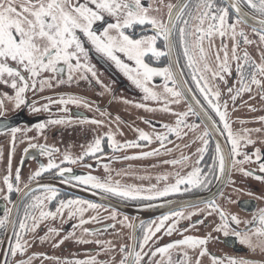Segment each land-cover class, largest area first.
<instances>
[{
    "label": "flooded vegetation",
    "instance_id": "obj_1",
    "mask_svg": "<svg viewBox=\"0 0 264 264\" xmlns=\"http://www.w3.org/2000/svg\"><path fill=\"white\" fill-rule=\"evenodd\" d=\"M217 2L219 3L220 0ZM143 3L145 6L151 5L152 9L159 8V12L151 11L150 14L166 20V5L175 4L177 0H143ZM189 3L194 6L196 0H191ZM221 6L228 7L223 0ZM242 7L244 11L256 16L257 19H264L251 9ZM230 19H235L231 9ZM109 22L115 23V19L106 15L103 21L94 25V28L99 33ZM193 23L190 22L189 24V33L193 30ZM237 31H243L252 43L245 44L243 38L237 36L236 39L239 43L236 55L240 57L247 52L250 60L254 61L255 64L264 62L261 59L264 56V43L260 41L259 33L244 24H240ZM141 33L153 34L150 29L145 31L142 26H134V28L126 30V34L134 36ZM112 34L115 35L116 33L113 32ZM80 36L88 51L87 63L93 68L94 77L91 72L80 70L72 72L73 78L69 80L67 66L58 65V68H64L63 73L59 71L55 73L42 72L36 78L35 87H32L33 81L31 79L28 81L29 88L23 94L25 104L16 107L14 101L3 100V115L0 116V181L2 182L0 183L2 187L0 218H3L5 208H11L12 212L9 218L11 223L5 227H0V259L3 258L2 264H20L21 261L24 264H32L34 261H31L34 259L37 261L35 264H43V262L75 264L77 261H94L95 264H120L121 259L128 255L129 248L134 252H141L139 244L143 240L145 230L150 226L161 223L165 216L171 223L168 227L173 225L172 223L177 219L173 215L174 213L184 217L183 221L174 223L175 227L170 235L166 234L165 229L164 231L160 230L162 235L152 246L153 251L157 246L162 247L185 237L205 239L207 243L195 247L178 246L164 254H149L144 256L147 261L143 259L142 264H169V259L171 264H177L178 259L183 260L184 264H196L197 260L199 264H213V257L222 261V264H229L230 259L264 264V252L260 251L259 248L255 251L250 250L246 245L239 243L238 238L233 234L234 231L244 233L247 229L254 244L264 240V237L252 235V232L260 227L258 214L261 209H264V179L256 178L257 176L264 177V173L259 172V163L264 161V75L258 74L256 77L261 81L260 86L251 84L253 69L244 64L243 61H239L242 64L241 71L246 78L245 84L251 90L240 92L237 95V89L241 85L240 76L237 75L238 61L232 59L233 40L228 36L221 38L218 35L214 36L211 41L205 39L203 41L204 59L201 60L200 53L195 47L194 37L188 35L189 51L196 62V75L203 77L200 80L201 85L207 84V95L211 97L210 103L209 100L205 99V93H202L197 87V82L192 79L193 69L188 66L184 57L183 48L179 43L178 28L174 30L172 36L174 54L187 93L192 95L196 103L216 125L225 141L230 157L231 145L227 141V132L223 131V122L220 121V117L212 105H218L221 111H226V121L232 133L241 138L239 147L241 155L237 159L243 160V154L248 153L252 162L233 164L230 157L231 169L227 186L211 202L177 211L139 225L136 241L131 244V228L134 219L126 216L120 210L142 209L163 202L201 197L210 193L219 179L210 176L211 183L207 188H190V190L185 191L182 185L181 191L154 200L122 198L102 192L100 189H93L88 185L79 184L75 180L64 183L62 179L66 180L69 176L91 175L101 183L112 186L118 184L121 188L130 186L140 189L139 196L143 197L151 194L147 190L153 186L162 190L168 184L175 182L177 173L185 175L197 166L196 161L200 159L197 150L204 147L201 137L208 141L203 159L199 164V167L205 172L208 170V166L214 163L216 147L208 131L193 111L184 118V125L195 124L197 125L195 129L189 130L188 127L181 126L178 137L163 127L167 124L175 128L177 117L174 113L189 112L190 108L183 94L180 97V103H171L172 98L164 91L165 80L163 77H153L148 87L155 93L160 90L157 96L159 98L163 96L165 102L160 104L145 99L146 94L133 84L113 61L97 52L87 38L83 37L82 33ZM164 43L162 38L157 40L158 50L166 51ZM222 43L227 45V66L229 68L227 73L221 71L216 59L218 54L220 60L223 61ZM145 60L152 67L170 69L167 56H162L156 60L149 54ZM125 62L134 67L131 61L125 60ZM73 63L75 62L73 61ZM221 75L223 76L222 80L219 79ZM42 80H46L48 83L41 84ZM168 87H175L180 90L178 84L173 85L172 81H168ZM230 88L232 89L231 92H229ZM217 92L219 93L218 99L215 97ZM3 93L14 96V91L10 87L0 84V94ZM233 96H236L234 101ZM69 97L80 98L81 103L78 105L58 103L61 98L67 100ZM142 99H144L143 102H140ZM104 100L107 102L103 103ZM127 100L140 104L151 101L156 104V110L167 107L168 111L160 110L158 114L150 113L146 114L147 116H142L139 113L128 114L125 111L121 113V110H119L120 113H117L109 108L111 101L125 103ZM32 108L40 110L33 112ZM52 120H64L65 122L54 124L50 123ZM91 120H98L102 123L100 125L89 123L88 121ZM41 123L45 127L38 130L36 125ZM11 128L19 130L13 134ZM139 131L148 134L150 142L139 140ZM206 131L208 135L204 137ZM109 132H111L115 144L122 145L131 141L136 142L137 146L120 148L119 150L109 148L107 140ZM157 134L167 137L163 146L156 139ZM95 138L102 139L101 148L103 151L101 153L96 156L85 157L83 161L77 159L76 163H62L65 154H69L73 159L78 158ZM245 139H250L254 143L246 144ZM30 145H36V147H30ZM40 146L54 150L50 152L52 161L61 167L70 168L71 173L61 178L57 174L58 170L53 169L30 182L29 177L39 169L40 165L46 167L49 162V153L41 154ZM257 149L260 150L261 161H257V158L251 155ZM150 152H158L159 154L143 155ZM10 156L11 177L14 179L16 170H20V183L18 185L20 189H23L25 184H30L31 187L36 183H44L41 188L31 189L29 197H23L16 207L14 204L19 193L15 190L11 193L7 192L3 184V177L9 175ZM183 157H188V159L182 160ZM166 161L180 162L172 164L166 163ZM105 166H107V170ZM240 169L252 174L244 175ZM215 175L220 176L218 162ZM163 176H167L168 179L166 181L158 180V177ZM45 185L55 188L57 197L51 203L45 204L44 211L55 212L61 200H79L97 205L96 208L92 209L88 208L87 204H83L86 205L87 210H97V213L85 218L86 223L81 224L82 217L80 212L76 211L79 205H72L70 208L64 209L62 214L55 216V218L48 217L40 221L34 230L32 229V221L29 220V230L21 231L19 220L24 215L25 205L30 203L32 194H46L43 187ZM15 187L17 186L14 185V189ZM5 195L9 196V200L4 199ZM212 202H214V208L211 206ZM69 211L74 213L71 217ZM221 212H223L228 223L227 236L224 235L223 231L216 230L225 222L221 221ZM32 214L38 216L39 210ZM233 215L238 218L239 224L231 222ZM113 217L115 218L113 219ZM254 217L257 219L255 223H252ZM74 225L76 227H73ZM85 229L88 231L85 232ZM17 231L21 232L20 243L24 248L22 253L17 252L16 255H12L10 250L17 242ZM150 242L151 240L142 250V255ZM107 245H109L110 251H115L112 256L97 253V247L103 249ZM121 246L125 249L123 253L120 251ZM201 250H206L207 254L201 256Z\"/></svg>",
    "mask_w": 264,
    "mask_h": 264
},
{
    "label": "snow or ice",
    "instance_id": "obj_2",
    "mask_svg": "<svg viewBox=\"0 0 264 264\" xmlns=\"http://www.w3.org/2000/svg\"><path fill=\"white\" fill-rule=\"evenodd\" d=\"M222 0L218 3L217 0H196L195 5H191L189 0H177V3H169L167 7V19H162L157 16L151 15V11L159 12L160 9H152L151 5L145 6L143 0H0V84H4L10 87L14 91V96H8L7 93L0 94V116L3 115V100H12L16 107H20L26 103L23 94L29 88L28 81H33L32 87H35L36 78L40 76L42 72H61L64 68L58 65H66L69 71V80H72V72L83 70L84 72H91L92 76H95V72L91 66L88 65V51L80 36L86 37L95 50L102 53L108 59L113 61L117 68H119L129 80L132 81L138 88H140L146 95L145 99L156 100L157 94L148 87L152 78L155 76H161L165 80L164 91L170 95L171 103H180V97L182 95L180 90L175 87H168V81H172L173 85L176 81L173 79L174 73L167 67L158 68L152 67L145 58L151 54V57L158 60L162 56H171L173 41L172 36L174 30L178 28L179 43L183 48L184 57L188 62V66L193 69L192 79L197 82V87L202 93H205V99L211 103V97L207 95V84H200L202 76L196 75L195 60L189 51V44L187 37L191 35L195 40V47L200 53V59H204L203 41L205 39L211 41L214 36L224 38L226 36L233 40L232 45V59L237 60V75L240 76L241 87L237 89V95L243 91H250V87L245 84V75L241 71L242 64L239 61H243L253 69L251 72L250 83L260 86L261 81L256 77L257 75H264V62L261 64H255L251 61L247 52L243 56L238 57L236 55L238 41L237 36L243 38L245 44H250L252 41L248 40L243 31H237L240 24L246 23L252 20L258 25L254 27V31H258L259 39L264 43V19L256 20V16L249 17L246 12L243 11V7L251 9L254 13L260 17H264V0H229V6H221ZM230 9L234 10L235 19H230ZM111 16L115 19V23H107L106 27L99 33L94 28V25L103 21L105 16ZM190 22L193 23V30L188 32ZM205 25H207L205 27ZM134 26H142L147 31L151 30L152 35L139 34L134 36L126 34V30L134 28ZM116 34L113 35L112 33ZM162 38L164 40V48L167 51H161L157 48V40ZM221 50L224 52L223 61L220 60L217 54L218 67L222 72H229L227 66L228 51L227 45L222 43ZM264 61V56L261 57ZM131 61L134 64L130 66L125 62ZM73 61L75 63H73ZM215 76V74H214ZM86 78V77H85ZM219 79H223V76H219ZM48 81L42 80L41 84H47ZM232 89H229L231 92ZM215 97L219 98V93H215ZM233 101L236 96L232 97ZM58 103L61 104H80L81 100L77 97H69L67 100L61 98ZM141 107V105H136ZM217 115L220 117V121L223 122V131L227 132V141L231 145L230 157L233 164H243L246 162H252L248 153H244V159H237L241 155L239 147L241 144V138L235 136L229 124L226 121V111H221L218 105H212ZM226 108V105H225ZM33 112L40 109L32 108ZM151 111L152 109H148ZM161 111H168L165 107ZM192 112L189 108V112L174 113L176 115V127L172 128L165 124L163 127L170 133H175L178 137L180 134L181 126H186L189 130L195 129L197 125H184V118ZM64 120H52L50 123L62 124ZM89 123L100 125L102 122L98 120L88 121ZM45 125L43 123L37 124L36 128L43 129ZM19 129L11 128V132L15 134ZM186 134V133H185ZM208 135L207 131L204 133V137ZM156 139L164 145L166 136L157 134ZM204 147L199 148L197 151L200 154V159L196 161V167L187 172L185 175L176 174L175 182L168 184L162 190L156 189L154 186L147 191L150 195L143 197L139 196L140 189L125 187L121 188L118 184L112 186L107 183H101L96 177L91 175L86 176H69L68 179H62L64 183H70L75 180L79 184L88 185L93 189H100L102 192L111 193L113 195L120 196L128 199H144L154 200L161 197L169 196L172 193L181 191V186H184V190L188 191L190 188H207L211 180L210 176H214L216 179H221V176L215 175L216 164L218 162L219 172L224 173L226 168V158L222 153L219 145L216 147V156L214 157L213 165L208 166V170L205 172L199 167L201 160L203 159V153L206 151L207 139L201 137ZM108 146L114 150H119L125 147H135L136 142H126L125 144H115L111 132L107 135ZM139 140L150 142V137L143 131H139ZM246 144L254 143L250 139H245ZM102 139L95 138L91 142L87 149L76 159H73L69 154H65L62 163H76L77 159L83 161L85 157L96 156L103 150L101 148ZM30 147H36V145H30ZM41 154L49 153V162L47 166L40 165L39 169L35 171L30 177L29 181L35 180L43 173L57 169V174L64 178L66 174L71 173L70 168L61 167L54 163L51 159L49 150L40 146ZM153 154H159L158 152L144 153V156H150ZM251 155L257 158V161H261L260 150L257 149ZM188 157H183L182 160H187ZM180 161H166V163L176 164ZM90 167V165H89ZM9 175L3 177V184L7 189V192L11 193L13 190L19 193L21 197H29L30 184H25L23 189L18 187L20 183V170H16L14 179L11 177V156L9 157ZM107 170V166H105ZM244 175H251L249 171L240 169ZM259 172L264 173V161L259 163ZM257 179H264L262 176H257ZM167 176L158 177V180H167ZM11 181V182H10ZM14 185L15 187L14 189ZM46 194L30 196V203L25 205V212L23 217L19 220V229L21 231H28V221H32V229L34 230L39 222L48 218L62 214L63 210L70 208L72 205L87 204L88 208H96L97 205L79 200H61L55 210L44 211L46 203H51L57 197L55 188L48 185L44 186ZM5 200H9V196H4ZM211 206L214 208V202ZM39 210V215L34 216L32 213ZM77 212L83 211V208H77ZM12 209L5 208L3 218H0V227H5L11 223L10 215ZM74 213L69 211L71 217ZM174 216L180 214L174 213ZM115 217H113L114 219ZM221 221H225L217 231H223L227 236L228 223L223 212L220 213ZM168 217L165 216L155 230L146 229L143 240L140 242L139 247L142 250L149 243L155 232L160 231L164 226V220ZM257 217L253 218L252 223H255ZM260 227L252 232V235L257 237H264V209H261L258 214ZM231 222L239 224L238 218L233 215ZM81 224L86 221H80ZM73 227H76L75 225ZM175 225H171L166 229V234H171ZM52 231V230H50ZM88 230L85 229V232ZM234 236L238 238L239 243L246 245L250 250L255 251L257 248L264 252V240L253 243L252 238L248 235L246 229L244 233L234 231ZM21 232H16V243L11 247V254L16 255L17 252H23L24 246L20 243ZM89 242V241H80ZM207 241L205 239H196L193 237H185L182 240H178L172 243H168L162 247L157 246L154 251H151V255L164 254L169 250L178 246H190L195 247L197 245H205ZM124 247L121 246L120 251L124 252ZM134 252L131 248L128 250V255L123 257L120 264H142L144 256L149 253ZM206 250H201L200 255H206ZM186 257V253L184 254ZM20 264H24L23 261ZM75 264H95L94 261H77ZM169 264L171 260L169 259ZM177 264H184L183 260L177 261ZM196 264H199L197 260ZM213 264H222V261L213 257ZM229 264H253L248 260H236L230 259Z\"/></svg>",
    "mask_w": 264,
    "mask_h": 264
},
{
    "label": "water",
    "instance_id": "obj_3",
    "mask_svg": "<svg viewBox=\"0 0 264 264\" xmlns=\"http://www.w3.org/2000/svg\"><path fill=\"white\" fill-rule=\"evenodd\" d=\"M190 1L191 0H189V2ZM223 1L226 3L227 6H229V0H223ZM232 11L234 12V10H232ZM244 12H246V11H244ZM248 16L251 17L252 15L248 14ZM256 20H259V19L256 18ZM243 24L250 27L251 29H253L254 27H258V25H256V23L252 20H249L248 22L243 23ZM165 50L167 51V49H165ZM167 57H168V61H169L170 70L174 73V80L176 81V84H178L179 89L182 91V94L184 96L185 101L187 102L189 107L192 109V111L195 113V115H196L197 119L200 121V123L208 131L209 135L211 136V138L215 144V147H217V145H219L221 150H222V153L225 155L226 168H225L224 173H220L221 179L218 180L215 188L210 193H208L204 196L163 202V203L151 205L148 207H144L142 209L120 210V212L124 213L126 216L134 219V223H133L132 228H131V244H133L136 241L137 228L139 227V225L144 224L146 222H149L153 219H157V218L163 217L165 215H169V214L177 212V211L186 210V209H190V208H194V207H198V206L208 204L209 202H211V200L213 198H215L218 195L219 192H222L225 189V187L227 186L228 180H229V176H230L231 162H230L228 149L226 147L224 139L222 138V136H221L220 132L218 131L216 125L206 115V113L201 109V107L196 103V101L194 100L192 95L190 96L187 93L184 79L182 78V76L178 70V66H177V62H176V58H175L173 48H172L171 56H167ZM43 184L44 183H36L30 187L29 191L31 189L41 188ZM22 199H23V197H21L19 195L17 200L15 201L14 207H16ZM160 233H161V231H160ZM160 233H158L159 237H154L153 239H151V242H150L148 248L144 251V253L151 254V251H153L152 246H154L156 244V242L158 241V238H160L162 235ZM4 246L5 245L3 244V247ZM144 261H147V259L144 258ZM2 263H3V258L0 259V264H2Z\"/></svg>",
    "mask_w": 264,
    "mask_h": 264
},
{
    "label": "rangeland",
    "instance_id": "obj_4",
    "mask_svg": "<svg viewBox=\"0 0 264 264\" xmlns=\"http://www.w3.org/2000/svg\"><path fill=\"white\" fill-rule=\"evenodd\" d=\"M159 93H160V90L159 91H156V94L157 95H159ZM162 96V95H161ZM158 97V96H157ZM143 100L144 99H142L140 102H143ZM149 100H151V101H155L156 103H162V102H165V99H163V96L161 97V98H157L156 100H153V99H151V98H149ZM151 101H149V102H147L146 104H140V103H134V102H131L130 100H127L125 103H122V102H113V101H111L110 102V105H109V108L111 109V110H113V111H115V112H117V113H120V111L119 110H121V113H124V111L126 112V113H128V114H132V113H139V114H142V116L144 115V116H147L146 114H150V113H152V114H158V112H160V110L161 109H163V108H159L158 110H156V108L157 107H155L156 106V104L155 103H153V102H151ZM105 102H107V100H104L103 101V103H105ZM154 106H153V105ZM136 105H141V107H137ZM163 105H165V104H163ZM165 108V107H164ZM148 109H152L151 111H149ZM151 114V115H152ZM151 115H149V116H151ZM154 118H157V117H154ZM0 183H2L1 181H0ZM1 190H2V187H1V184H0V193H1ZM85 206L86 205H79V207L78 208H83V210L85 209V211H81L80 212V215H81V217H82V220H84V221H86V219L85 218H88V217H91L92 216V214H96L97 213V210L96 211H94V210H92V209H90V210H87L86 208H85ZM177 217V219L175 220V222L174 223H176L177 221L178 222H180V221H183V218L184 217H180V216H176ZM168 222V223H167ZM167 222H164V226L160 229V230H162V231H164V229L166 230L167 228H168V225L169 224H171L170 223V221L169 220H167ZM174 223H172V224H174ZM160 223H158L157 225H159ZM157 225H154V226H150L148 229H152L153 231L155 230V228H156V226ZM176 225H178V224H176ZM166 232V231H165ZM158 233H160V231H158V232H155V235L152 237V239L154 238V237H159V234ZM161 234V233H160ZM251 236V235H250ZM109 247V245H107V247L105 248H103V249H101L100 247H97L96 249H97V253H100V254H105V255H108V256H112L113 254H114V250H111L110 251V249L108 248ZM148 248V247H147ZM34 261V262H33ZM31 262H33L32 264H35L37 261H35V259L34 260H32ZM30 262V263H31ZM43 264H51V263H49V262H43Z\"/></svg>",
    "mask_w": 264,
    "mask_h": 264
}]
</instances>
